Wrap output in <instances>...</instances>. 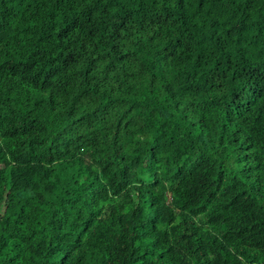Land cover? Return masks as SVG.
I'll list each match as a JSON object with an SVG mask.
<instances>
[{"label": "trees", "instance_id": "16d2710c", "mask_svg": "<svg viewBox=\"0 0 264 264\" xmlns=\"http://www.w3.org/2000/svg\"><path fill=\"white\" fill-rule=\"evenodd\" d=\"M0 264H264V0H0Z\"/></svg>", "mask_w": 264, "mask_h": 264}]
</instances>
